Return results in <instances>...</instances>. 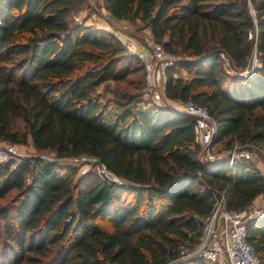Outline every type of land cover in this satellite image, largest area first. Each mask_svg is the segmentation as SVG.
Returning a JSON list of instances; mask_svg holds the SVG:
<instances>
[{"label": "trees", "instance_id": "16d2710c", "mask_svg": "<svg viewBox=\"0 0 264 264\" xmlns=\"http://www.w3.org/2000/svg\"><path fill=\"white\" fill-rule=\"evenodd\" d=\"M85 3L0 0V139L30 138L57 159L93 157L125 184L92 172L77 177L68 162L0 161V199L8 196L0 264H205L181 260L179 246L197 243L212 193L240 211L264 192V177L248 159L200 161L188 113L140 93L99 91L131 71L124 65L116 74L134 55L113 32L70 19ZM103 3L112 18L139 21L180 57L164 70V96L206 108L212 146L227 138L226 149L236 142L264 150V0ZM254 50L257 65L241 75ZM181 69L189 79L173 77ZM246 235L264 261V216Z\"/></svg>", "mask_w": 264, "mask_h": 264}, {"label": "built area", "instance_id": "2783aa9c", "mask_svg": "<svg viewBox=\"0 0 264 264\" xmlns=\"http://www.w3.org/2000/svg\"><path fill=\"white\" fill-rule=\"evenodd\" d=\"M99 3L102 4L103 17L106 19L111 17L110 12L103 6V0H99ZM135 54L141 61L146 81V94L150 99L159 106H168L173 107L174 110H180L178 107L172 106L171 100L164 96V70L177 62L176 54L167 52L162 44L156 41L147 44L145 50L135 51ZM220 57L223 60L224 68L228 73H231L227 58L223 54H220ZM251 59L252 56L249 59V67L241 75H247L257 65V57L252 61ZM181 111L194 115L195 138L201 148L198 157L200 161L212 163L225 156L228 160V166H231L234 159L244 158L249 160L253 154H259V149L254 145L234 146L227 151L226 155L212 153L208 146L214 139L215 124L206 108L192 101H187L183 103V110ZM15 145L9 143L5 146L4 158L7 155L20 157ZM85 156L67 158L70 160V164H74ZM6 160L9 159H1L0 161ZM96 173L101 180L118 185L125 184L123 179L108 170L101 162L96 165ZM212 196V209L204 219L202 232L197 243L194 246L181 244L179 246L180 259L182 256L183 259L184 257L185 259L195 257L201 259L205 264H264L262 258L256 254L252 245L248 242L246 235L247 224L254 217L264 215V192L258 196L259 199L256 202L253 201L240 211L227 210L223 193L215 190ZM186 251L190 252L187 253Z\"/></svg>", "mask_w": 264, "mask_h": 264}, {"label": "rangeland", "instance_id": "374dc122", "mask_svg": "<svg viewBox=\"0 0 264 264\" xmlns=\"http://www.w3.org/2000/svg\"><path fill=\"white\" fill-rule=\"evenodd\" d=\"M104 6V3H103ZM95 15V17H99L98 19L101 20L102 18V4L99 3V0H86V3L82 7H78L73 10L71 13L70 19L74 22H88L87 19L92 18V16ZM79 19V21H78ZM103 19H105L103 17ZM93 20V19H92ZM112 23L109 22L110 27L112 30L120 31H131L134 32L136 35L140 36L139 42L143 41V44H149L151 42H155L153 37H143L138 30L136 31V27H142V23L136 22H129L128 26L130 27L125 28L124 26H119L120 24L117 23L118 21L114 18H111ZM119 24V25H118ZM142 39V40H141ZM168 52V51H167ZM134 57H130V59L127 62H123L122 65H119L116 74L120 75L123 71H126L124 65L129 66L131 68V71L126 75L127 77L123 80L119 79H113L109 82V87L111 91H118L119 93H128V94H136L140 93L141 96L144 98L150 99V97L146 94V81L144 79V73L142 70L141 61L137 57L136 54H133ZM177 56V55H176ZM178 59H180L179 56H177ZM256 58L255 50L252 53V59ZM141 67V68H139ZM182 70L176 71V73H180ZM102 89V86H99V91ZM174 101L171 100L172 106H174ZM168 107V106H167ZM173 108V107H172ZM180 110H183V105L181 106ZM227 140V138L223 139L222 142L215 143L213 146L210 147L211 152L214 154H220V155H226L229 151V149H226L224 147V143ZM9 144V142L1 140L0 139V160L1 159H12L15 161H18V159H25V158H32V157H42L44 160H59L60 162H68L70 163V160L68 158H60L57 159L55 154L53 152H50L48 150H37L33 147L32 142L30 138L26 141L24 144H16V149L20 157L18 156H11L7 155L5 158L3 157V153H5V146ZM239 146L236 142H233L232 147ZM241 147V146H239ZM257 149H259V154H253L252 158L249 159L250 161L257 162V164L260 166L261 170L264 172V150L263 145L257 144L255 145ZM98 160L90 157L85 156L83 159H81L78 163H74L71 165L74 166L77 170V177L86 174L87 172H92L95 174L96 178L99 179L97 173H96V165L98 164ZM8 196L6 198L0 199V204L4 203L7 200ZM189 253L190 251H186ZM185 259V257H184ZM181 260H183V256L181 257Z\"/></svg>", "mask_w": 264, "mask_h": 264}, {"label": "crops", "instance_id": "0c3cea01", "mask_svg": "<svg viewBox=\"0 0 264 264\" xmlns=\"http://www.w3.org/2000/svg\"><path fill=\"white\" fill-rule=\"evenodd\" d=\"M103 14H102V18H101V20L100 19H98L99 17H95V15H93L92 16V18H89V19H87V21L88 22H84V24L85 25H92V26H95V27H97V28H101V29H104V30H107V31H110V32H113L120 40H121V42L127 47V49H128V52L129 53H131V54H135V51L137 52V51H141V50H145V47H146V45L145 44H143L142 42L143 41H140L139 42V38H138V36L134 33V32H131L130 30L129 31H123V30H120V31H116V29L115 30H112V28L110 27V25H109V22L110 23H112V20H111V18L112 17H109L108 19H106L105 17V19H103ZM93 19V20H92ZM114 19V18H113ZM118 22L117 23H119L118 25L119 26H124L125 28H130L129 26H128V23H129V21H126V20H119V19H116ZM139 22V21H138ZM140 23V22H139ZM135 30L137 31L138 30V32L143 36V37H147V36H149L150 38L151 37H153L152 36V34H151V31H150V29L149 28H147V27H136L135 28ZM128 67H130V65L128 66ZM131 69V68H130ZM182 71H180V73H173V77H181V78H183V79H185V80H187V79H189L190 78V76L186 73V71L184 70V69H181ZM128 76V75H127ZM127 76H125L123 79H125ZM122 79V80H123ZM121 81V80H120ZM109 82H113V81H111V80H109V81H107V82H105V83H103L102 85H100V86H102V89L104 88V87H108V88H110L109 87ZM101 89V90H102ZM100 90V91H101ZM175 103H174V106H176V107H178L179 109L181 108V106L183 105V103L182 102H180V101H178V100H173ZM181 111V110H180ZM253 162V161H252ZM256 166H257V168L259 169V171L261 172V174L263 175V177H264V172L261 170V168H260V166L257 164V162L255 163V162H253ZM259 199V197H256V199L254 200V202H256L257 200Z\"/></svg>", "mask_w": 264, "mask_h": 264}, {"label": "water", "instance_id": "95a60500", "mask_svg": "<svg viewBox=\"0 0 264 264\" xmlns=\"http://www.w3.org/2000/svg\"><path fill=\"white\" fill-rule=\"evenodd\" d=\"M189 115H190V114H189ZM190 116L194 117V115H190ZM212 144H213V140L210 142V144H209L208 147H211ZM263 216H264V215H263ZM263 216H257V217H254L251 221L257 220V219H259V218H261V217H263Z\"/></svg>", "mask_w": 264, "mask_h": 264}]
</instances>
